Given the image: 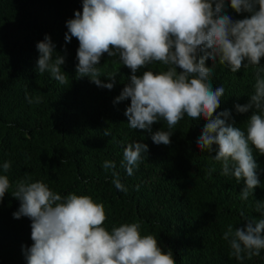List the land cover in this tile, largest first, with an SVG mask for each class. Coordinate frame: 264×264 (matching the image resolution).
<instances>
[{"label":"trees","instance_id":"16d2710c","mask_svg":"<svg viewBox=\"0 0 264 264\" xmlns=\"http://www.w3.org/2000/svg\"><path fill=\"white\" fill-rule=\"evenodd\" d=\"M225 3L233 19L248 15L237 14L228 0ZM81 10L82 0H0V175L10 182L0 200V264H26L22 246L33 243L30 219L13 218L20 202L11 194L20 180L41 181L62 197L90 196L104 206L106 230L139 223L141 236H154L162 251L171 250L175 264H264V249L258 256L237 260L223 239L229 225L233 230L245 225L244 217L264 218V209L257 210L258 201L264 204V155L253 147L260 186L243 200V181L222 174L221 162L212 158L215 151L197 148L203 118L193 121L185 115L172 129L162 118L154 123L153 133L173 132L169 145L154 144L147 130L131 129L124 114L130 100L116 101L131 74L119 66L118 54L105 53L96 66L103 83L116 75L110 90L76 72L78 40L66 43L64 37L66 21ZM45 35L55 46L53 56L65 58V83L37 70L36 44ZM206 66L212 68L213 88L225 90L217 112L228 110V122L246 132L253 110L239 113L235 105L247 104L254 94L257 67L233 73L218 59L206 61ZM167 67L153 62L137 75ZM259 67L264 68V58ZM132 142L146 144L148 152L129 176L121 161L123 147ZM106 160L116 168L105 169ZM5 162H10L7 172ZM113 171L126 192L112 184Z\"/></svg>","mask_w":264,"mask_h":264},{"label":"clouds","instance_id":"9594fccd","mask_svg":"<svg viewBox=\"0 0 264 264\" xmlns=\"http://www.w3.org/2000/svg\"><path fill=\"white\" fill-rule=\"evenodd\" d=\"M227 6L248 15L233 19L225 0H82V10L66 21L64 39L66 43L73 37L78 40L76 72L98 87L113 88L116 75L108 78L112 82L103 83L96 66L105 53L118 54L119 66H126L131 74L116 101L130 100L124 113L128 126L147 130L154 144L171 143L173 132H152L161 118L169 129L185 115L193 121L203 118L206 123L197 148L215 151L212 158L221 162L222 174L243 181L241 199L247 200L260 186L253 147L264 155V68L259 67L264 58V0H228ZM54 47L47 35L37 42V70L65 83L61 70L65 58L54 57ZM217 59L233 73L257 67L254 94L247 104L235 105L239 113L253 110L246 132L228 122V110L217 112L225 90L213 88L212 68L206 66V61ZM153 62H161L167 70L137 75ZM104 135L110 132L106 129ZM147 152L148 146L140 142L123 147L121 166L129 176ZM103 167L114 170L116 165L106 160ZM9 169L10 162H5L3 171ZM112 175L115 188L126 192L119 173ZM9 187L8 177L0 175V200ZM11 196L20 202L13 218L31 221L33 243L22 246L26 264H175L171 250L162 251L150 234L141 236L139 223L106 230L103 204L88 195L62 197L41 181L20 180ZM262 209L264 204L258 201L257 210ZM243 220V227L233 230L229 225L223 233L237 260L258 256L264 249V218Z\"/></svg>","mask_w":264,"mask_h":264}]
</instances>
